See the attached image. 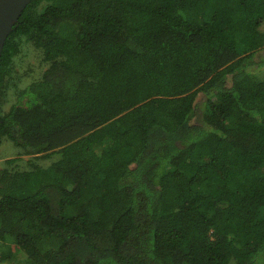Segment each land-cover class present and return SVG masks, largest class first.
Instances as JSON below:
<instances>
[{"label": "trees", "instance_id": "16d2710c", "mask_svg": "<svg viewBox=\"0 0 264 264\" xmlns=\"http://www.w3.org/2000/svg\"><path fill=\"white\" fill-rule=\"evenodd\" d=\"M7 139L0 262L264 264V0H31Z\"/></svg>", "mask_w": 264, "mask_h": 264}, {"label": "rangeland", "instance_id": "374dc122", "mask_svg": "<svg viewBox=\"0 0 264 264\" xmlns=\"http://www.w3.org/2000/svg\"><path fill=\"white\" fill-rule=\"evenodd\" d=\"M42 51L37 49L33 44L28 43L24 48L22 53L17 56L16 64V77L18 78L19 86L25 87L35 79H38L42 74L43 70L46 68L42 60ZM13 92V90H12ZM16 96L12 93L10 96V101L6 104L5 109H9L11 104L15 102ZM20 149L16 147L10 140H5L0 144V168L3 166L4 161L8 158L16 156V153ZM25 158H30L29 155L24 156ZM0 264H9L8 261L0 262Z\"/></svg>", "mask_w": 264, "mask_h": 264}, {"label": "water", "instance_id": "95a60500", "mask_svg": "<svg viewBox=\"0 0 264 264\" xmlns=\"http://www.w3.org/2000/svg\"><path fill=\"white\" fill-rule=\"evenodd\" d=\"M31 0H0V64L5 42Z\"/></svg>", "mask_w": 264, "mask_h": 264}]
</instances>
